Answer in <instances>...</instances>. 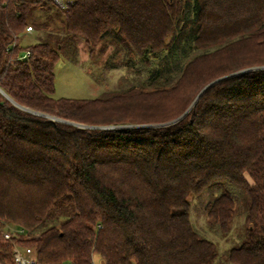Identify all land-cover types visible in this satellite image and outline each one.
<instances>
[{
	"label": "trees",
	"instance_id": "1",
	"mask_svg": "<svg viewBox=\"0 0 264 264\" xmlns=\"http://www.w3.org/2000/svg\"><path fill=\"white\" fill-rule=\"evenodd\" d=\"M66 2L0 0V88L91 125L0 91V264H13V240L41 264H214L191 217L190 196L206 194L222 234L244 216L226 261L264 264V0ZM56 19L62 33L22 42ZM80 41L90 56L113 45L104 66H126L129 85L54 96L56 65ZM6 223L24 232L6 240Z\"/></svg>",
	"mask_w": 264,
	"mask_h": 264
},
{
	"label": "rangeland",
	"instance_id": "2",
	"mask_svg": "<svg viewBox=\"0 0 264 264\" xmlns=\"http://www.w3.org/2000/svg\"><path fill=\"white\" fill-rule=\"evenodd\" d=\"M46 15L47 13L37 11L35 13V18L37 20H44ZM60 25L61 24L59 19H56L54 23H50L47 28H37L34 25L31 32L25 33L22 42L25 44L32 43L37 41V39L46 37L48 33H62V30L57 28ZM107 45L108 46L106 47V50H99L96 55L90 56L87 45L83 41H80L77 45V52H73V54L70 55L69 58L61 56L55 68L56 92L54 96L82 99L95 98L102 93L116 91L121 89L122 86L125 87L126 85H129V83H123V79H121L123 75H128L126 66L121 65L118 68L113 69H106V67L104 66L103 61L111 55L114 47L111 44ZM99 53H101L102 56H100ZM133 77L136 78L137 74H133ZM146 77H148V73L146 71H143L140 78L135 79V85L137 87L141 86V82L144 81ZM41 114H44V116L58 121H61L59 119H62L51 114ZM62 122L71 123L77 126H81L79 124H84L71 120ZM84 125H86L87 127H91V125L89 124ZM121 125L122 124H113L92 127L111 128L119 127ZM146 125L154 126V124ZM190 199L192 203L191 217L195 227L200 233H202L203 236L212 238V240L216 243V253H218V255L214 264H229L226 261V251L233 246L239 245L244 240V216L240 212V209L237 208L236 212L238 213L235 214L230 231L227 234H222L218 226L213 225L210 222L209 216L205 210V204L208 200V195H191ZM18 229L19 227L13 223H6L4 227V231L11 230L14 233ZM93 259L94 264H100L104 261V259L98 254H94Z\"/></svg>",
	"mask_w": 264,
	"mask_h": 264
},
{
	"label": "built area",
	"instance_id": "3",
	"mask_svg": "<svg viewBox=\"0 0 264 264\" xmlns=\"http://www.w3.org/2000/svg\"><path fill=\"white\" fill-rule=\"evenodd\" d=\"M57 7L61 9H65L67 7L66 0H51ZM33 30V26H28L26 28V32H31ZM30 55V51L27 50L24 53V57H28ZM24 232L23 230H17L15 233L13 231H5L3 233L4 238L6 240H12L13 236L19 237V234ZM12 254H13V264H41L39 262L37 253L35 252V248L32 245H22L19 241L13 240L12 246Z\"/></svg>",
	"mask_w": 264,
	"mask_h": 264
},
{
	"label": "water",
	"instance_id": "4",
	"mask_svg": "<svg viewBox=\"0 0 264 264\" xmlns=\"http://www.w3.org/2000/svg\"><path fill=\"white\" fill-rule=\"evenodd\" d=\"M226 77H228V76H225V77H220V78H218V79H215L214 81H212V82H210L209 84H207L199 93H198V95L196 96V98L194 99V101H193V103L190 105V107L181 115V116H179L178 118H176V119H174V120H172V121H170V122H166V123H162V124H159V125H165V124H171V123H173V122H176L177 120H179L180 118H182L188 111H189V109L193 106V104H195V102L198 100V98L200 97V95L208 88V87H210L211 85H213V84H215L217 81H219V80H221V79H224V78H226ZM0 91H1V93L2 94H4L6 97H7V99L8 100H10L11 102H13L15 105H17V106H19V107H21V108H23V109H26V110H29V111H31V112H35V113H37V114H41V113H39V112H37V111H34V110H31L30 108H27V107H25V106H23V105H21V104H19V103H17L14 99H12L3 89H1L0 88ZM41 115H44V114H41ZM59 120H61V121H67V120H65V119H59ZM79 124V123H78ZM79 125H81V126H86V125H84V124H79ZM87 127V126H86ZM106 127V126H105Z\"/></svg>",
	"mask_w": 264,
	"mask_h": 264
},
{
	"label": "crops",
	"instance_id": "5",
	"mask_svg": "<svg viewBox=\"0 0 264 264\" xmlns=\"http://www.w3.org/2000/svg\"><path fill=\"white\" fill-rule=\"evenodd\" d=\"M103 263V262H102ZM102 263H100V264H102Z\"/></svg>",
	"mask_w": 264,
	"mask_h": 264
}]
</instances>
